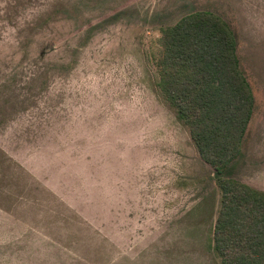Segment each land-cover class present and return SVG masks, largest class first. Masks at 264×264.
<instances>
[{"label":"rangeland","instance_id":"obj_1","mask_svg":"<svg viewBox=\"0 0 264 264\" xmlns=\"http://www.w3.org/2000/svg\"><path fill=\"white\" fill-rule=\"evenodd\" d=\"M211 11L254 97L227 176L264 193V0H0V264H220V191L157 85Z\"/></svg>","mask_w":264,"mask_h":264},{"label":"trees","instance_id":"obj_2","mask_svg":"<svg viewBox=\"0 0 264 264\" xmlns=\"http://www.w3.org/2000/svg\"><path fill=\"white\" fill-rule=\"evenodd\" d=\"M158 44V88L220 191L213 250L220 264H264V193L227 176L254 109L237 34L219 15L197 11L163 28Z\"/></svg>","mask_w":264,"mask_h":264}]
</instances>
